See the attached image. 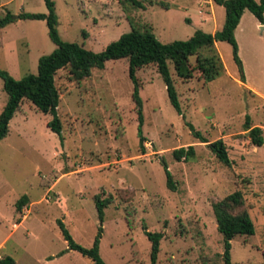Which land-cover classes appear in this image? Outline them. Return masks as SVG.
Wrapping results in <instances>:
<instances>
[{"label":"rangeland","instance_id":"374dc122","mask_svg":"<svg viewBox=\"0 0 264 264\" xmlns=\"http://www.w3.org/2000/svg\"><path fill=\"white\" fill-rule=\"evenodd\" d=\"M53 1L61 39L96 53L133 28L150 30L168 44L198 31L214 34L226 18L225 8L213 0H139L143 8L125 0ZM47 12L45 0H0V19ZM244 14L235 37L248 88L228 42L216 43L225 71L213 82L199 72L185 81L170 66L182 115L156 66L137 72L144 146L127 59L107 62L79 84L68 70L57 73L61 135L48 126L51 115L24 101L0 141V257L11 256L16 264H94L69 250L62 221L84 248H92L102 231L105 264H152L147 231L164 235L157 264H225L213 204L239 190L256 233L232 240V262L263 264L264 145L252 144L246 122L264 129V98L249 90L264 95V26L258 27L251 12ZM56 49L46 21L17 18L0 28V70L17 80L37 74L39 60ZM7 102L0 78V114ZM220 139L231 167L208 146ZM190 146L195 156L177 161L174 151ZM165 165L176 190L167 185ZM98 195L115 198L103 220ZM23 196L29 203L19 213L16 203Z\"/></svg>","mask_w":264,"mask_h":264},{"label":"trees","instance_id":"16d2710c","mask_svg":"<svg viewBox=\"0 0 264 264\" xmlns=\"http://www.w3.org/2000/svg\"><path fill=\"white\" fill-rule=\"evenodd\" d=\"M125 1L137 8H143V4L139 0ZM213 1L217 5L223 6L226 11L225 24L222 30L214 34L198 31L186 41H175L164 44L150 30L140 31L133 28L130 32L123 34L117 41L109 44L100 53L87 50L77 43L65 42L61 39L58 32L56 5L53 0H45L48 10L46 14L21 13L18 16L19 20L46 21L49 37L57 46V49L52 54L43 56L39 60L37 74H31L17 80L9 72L0 70V78L3 80L4 91L8 96V102L0 114V141L8 136L10 123L21 110L24 101H29L44 114L51 115L52 120L48 123V126L54 133L61 135L63 125L58 113L61 92L56 83L57 73L61 70H68L71 80L79 84L91 78L94 69H105L107 62L127 59L129 62V75L135 83L133 98L140 123L139 137L141 146H144L145 138L142 131L144 124L143 101L139 94L137 81V72L140 69L151 65L157 67L158 73L166 85L170 102L180 115H182V109L171 73V65H173L177 76L185 81L193 79L195 73L199 72L201 79L206 83L213 82L225 71L221 58L216 51V43L219 41L228 42L233 47L234 59L240 68L241 81L245 82L246 79L243 65L239 58V47L235 32L245 11L251 12L259 22L264 23V0ZM164 6L167 7V5ZM13 16L9 13L5 18L0 19V28L14 23L16 19ZM190 128L195 132L193 125H190ZM246 130L249 131L254 146L262 147L264 145L263 129L257 126L252 127L249 118L246 122ZM195 136L202 143H209L202 137L200 132H195ZM208 146L223 165L227 167L232 166L228 148L222 139L210 143ZM144 150L145 148L143 147ZM173 155L177 161L183 159L190 160L195 156L194 146H190L188 149H177ZM165 171L168 187L176 190L177 187L173 175L167 165H165ZM114 202L115 198L112 195L105 199L101 195L95 197L96 208L101 220L104 219V210ZM28 203L29 199L27 196L21 197L16 203V210L22 213ZM213 211L218 231L223 236L225 242L224 262L225 264H233L231 257L232 240L239 236L252 237L256 233L255 224L246 207L244 194L239 190L235 191L224 199L215 202L213 204ZM59 225L70 251L81 253L84 257L91 259L94 264H105L100 257L99 250L102 231H100L93 247L88 249L74 241L62 221L59 222ZM146 233L152 244V264H157L161 241L164 235L158 232L147 231ZM0 264H16V261L11 256L0 257Z\"/></svg>","mask_w":264,"mask_h":264},{"label":"crops","instance_id":"0c3cea01","mask_svg":"<svg viewBox=\"0 0 264 264\" xmlns=\"http://www.w3.org/2000/svg\"><path fill=\"white\" fill-rule=\"evenodd\" d=\"M245 15V14H244ZM244 15L242 16V18H241V21H240V24H239V26L237 27V30H236V32H235V36H237V34H238V32H239V30H240V28H241V23H242V19L244 18ZM257 19V18H256ZM258 21V27H261L262 25L264 26V23H261V22H259V20H257ZM263 30H264V27L262 28ZM242 30V29H241ZM238 38V37H237ZM248 83V78L246 77V82H245V84H243L242 83V85H244L245 87H247V84ZM248 88V87H247ZM249 90H251L250 92L251 93H253V94H255L256 96H261L262 98H264V95H262V94H260V93H258V92H255V91H253V89L250 87L249 88ZM254 127H256V126H254ZM261 128H262V126H261ZM263 129V128H262ZM263 131H264V129H263Z\"/></svg>","mask_w":264,"mask_h":264},{"label":"water","instance_id":"95a60500","mask_svg":"<svg viewBox=\"0 0 264 264\" xmlns=\"http://www.w3.org/2000/svg\"><path fill=\"white\" fill-rule=\"evenodd\" d=\"M18 17H14V19H17Z\"/></svg>","mask_w":264,"mask_h":264}]
</instances>
